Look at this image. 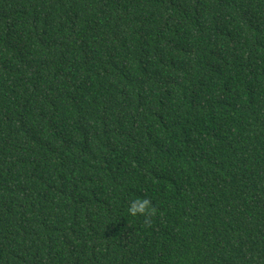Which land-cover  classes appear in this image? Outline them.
Listing matches in <instances>:
<instances>
[{"label": "trees", "instance_id": "obj_1", "mask_svg": "<svg viewBox=\"0 0 264 264\" xmlns=\"http://www.w3.org/2000/svg\"><path fill=\"white\" fill-rule=\"evenodd\" d=\"M0 264H264V0H0Z\"/></svg>", "mask_w": 264, "mask_h": 264}, {"label": "clouds", "instance_id": "obj_2", "mask_svg": "<svg viewBox=\"0 0 264 264\" xmlns=\"http://www.w3.org/2000/svg\"><path fill=\"white\" fill-rule=\"evenodd\" d=\"M128 213L133 216L146 215L154 212L155 209L152 207L151 202L143 197H136L132 200L130 206L127 208Z\"/></svg>", "mask_w": 264, "mask_h": 264}]
</instances>
